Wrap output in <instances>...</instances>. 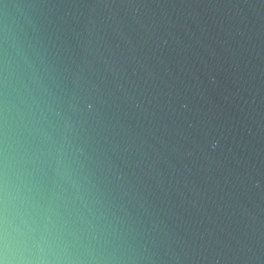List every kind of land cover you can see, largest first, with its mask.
Instances as JSON below:
<instances>
[{"label": "water", "instance_id": "obj_1", "mask_svg": "<svg viewBox=\"0 0 264 264\" xmlns=\"http://www.w3.org/2000/svg\"><path fill=\"white\" fill-rule=\"evenodd\" d=\"M0 264H264V0H0Z\"/></svg>", "mask_w": 264, "mask_h": 264}]
</instances>
